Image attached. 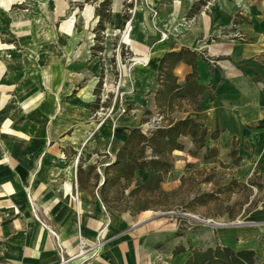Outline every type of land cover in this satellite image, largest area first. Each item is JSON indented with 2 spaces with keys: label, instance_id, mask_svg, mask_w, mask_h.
Masks as SVG:
<instances>
[{
  "label": "crops",
  "instance_id": "1",
  "mask_svg": "<svg viewBox=\"0 0 264 264\" xmlns=\"http://www.w3.org/2000/svg\"><path fill=\"white\" fill-rule=\"evenodd\" d=\"M147 1L151 9L137 8L128 34L130 43H124L134 56L129 78H124L128 82L122 88V101L114 104L118 109L126 107L130 114L118 115L99 140L94 134L88 142L99 143L104 153L106 143L111 142L115 160L130 129L140 126L142 118L158 115L155 96L160 87L157 76L161 57L185 47L197 53L198 83L207 89L199 96L198 110L187 104L186 112L176 110L172 117L190 114L204 123L209 134L219 131L216 138H206L198 150L202 155L215 148L217 158H224L235 149L245 163L240 167L241 177L251 172L264 176V0H206L194 15L188 13L198 0ZM124 22L118 10L112 9L105 28V52L109 36L121 33ZM191 71L190 65L178 62L173 69L177 83L183 84ZM78 75L73 69L66 73L62 68L57 79L59 98L52 99L62 110L52 124L48 122L47 98L39 94V108L33 111L31 99L22 101L16 87L10 90L0 81V264H58L49 230L56 231L70 256L78 251V235L90 247L66 264H152V256L158 254L155 242L166 235L175 236L177 221L171 222L172 215H157L150 209L140 213L154 215L138 214L134 219L110 214L100 201L78 188L77 174L71 176L73 168L76 170L80 158L89 153L81 146L79 124L84 117L80 114L93 104L96 81L92 78L76 93ZM106 76L108 81L114 78L108 70ZM85 126L91 132V122ZM180 141L184 149L172 152L176 160L161 183L164 190L178 186L190 151L196 150L189 135L181 136ZM87 159L89 166L92 163ZM151 172L138 169L134 173L144 181ZM194 231L193 240L186 234L170 245L169 252L179 245L185 249L171 253L173 264H185L193 249L217 244L253 250L257 262L264 264V206L251 210L236 225L215 230L195 225Z\"/></svg>",
  "mask_w": 264,
  "mask_h": 264
},
{
  "label": "rangeland",
  "instance_id": "2",
  "mask_svg": "<svg viewBox=\"0 0 264 264\" xmlns=\"http://www.w3.org/2000/svg\"><path fill=\"white\" fill-rule=\"evenodd\" d=\"M142 6L151 9L147 0H0V81L10 90L16 87L22 101L31 99L33 111L39 108V94L47 98L50 107L48 122L52 124L62 110L57 109L55 101L52 102V99L59 98L57 79L62 68L66 73L73 69L79 74L76 93L96 78L93 104L86 111H81L80 117L84 120L79 124L81 146L89 153L80 158L71 176L75 178L77 169H80L76 177L78 188L100 201L110 214H126L133 219L138 214L154 215L149 211L140 213L144 206H150V211L157 215H172L171 222L173 219L177 221L175 236L166 235L155 242L153 246L158 254L152 256V264H173L171 253L175 248L169 252L170 245L174 244V240L186 237V234L193 240L195 225L214 230L232 223L236 225L251 210L264 206V176L251 172L249 176L241 177L244 174L240 167L245 163L241 159L237 166L234 165L238 157L236 154L228 153L224 158H217L214 154L204 159L202 151H197L189 155V162L184 164L183 180L180 178L174 189L165 190L167 195L144 192L142 188L135 189L130 195L136 183L143 180L134 173L132 182L126 185L125 180H116L114 170L106 168L114 161L112 151L115 149L111 147V142L106 143L107 152L104 153L99 143L95 146L88 140L94 134L99 140L107 127H113L118 115L130 114L126 107L118 109L114 104L115 101H122V88L128 82L124 78H129L134 55L124 43H130V26L134 24L137 8ZM106 9L118 10L120 16L125 21L130 20V23L124 22L121 32L124 37L120 32L109 36V48L105 52L108 36L97 25L99 11ZM139 63L143 64L142 61ZM107 70L114 75L112 81L107 80ZM174 104L179 112L187 110V104L192 106L191 101H175ZM88 119L93 126L91 132L85 126ZM103 121L105 124L101 130ZM145 123L140 126L144 127ZM88 157L92 163L89 166L86 164ZM171 159L176 160L172 154ZM89 169L90 172H87ZM106 177L108 182L102 188ZM161 212L172 213L159 214ZM185 214L209 220L210 224Z\"/></svg>",
  "mask_w": 264,
  "mask_h": 264
},
{
  "label": "trees",
  "instance_id": "3",
  "mask_svg": "<svg viewBox=\"0 0 264 264\" xmlns=\"http://www.w3.org/2000/svg\"><path fill=\"white\" fill-rule=\"evenodd\" d=\"M205 4L206 0L196 1L188 14L194 15L198 13ZM98 16L97 27L100 26L101 31H104L106 22L111 16V10L99 11ZM237 21L236 16L234 23H237ZM180 61L192 67V71L186 75L185 81L181 85L177 83V78L173 73L175 65ZM196 62L197 53L185 47L168 51L161 57L157 76L160 87L156 91L155 96L158 109L156 118H159V120L154 122V127L147 130H143L142 126L131 128L126 140L118 149L115 160L106 166L108 170H114V176L118 182L123 179L126 185L132 182L136 170L147 169L152 171L146 180L136 183V187L129 192L130 195H133L134 190L137 188H142L144 192L167 195L168 193L162 188L161 183L173 167L172 152L184 149L180 137L187 135L191 137L196 150L190 151V153L194 154L204 146L207 137L216 138L219 135L218 130L209 134L204 123L190 114L179 118L172 117V114L176 111L175 101H191V107L196 110L199 109V96L203 94L207 87L198 83L199 77L196 71ZM210 98H213L211 93ZM186 111L182 110L181 112L184 113ZM145 114H150V111H146ZM150 120L149 117H144L141 120V124ZM216 152L215 148H211L204 154V159L210 158ZM230 154L235 155L236 150L231 149ZM239 160L240 157H237L234 164L237 165ZM90 169L87 172H90ZM79 170L77 169V175ZM107 182L108 178L106 177L101 187L104 188ZM148 209H152V207L144 206L140 211ZM184 250L183 246H176L173 254L175 255ZM185 264L259 263L253 250H234L229 246L217 244L204 250L193 249Z\"/></svg>",
  "mask_w": 264,
  "mask_h": 264
},
{
  "label": "built area",
  "instance_id": "4",
  "mask_svg": "<svg viewBox=\"0 0 264 264\" xmlns=\"http://www.w3.org/2000/svg\"><path fill=\"white\" fill-rule=\"evenodd\" d=\"M127 22L130 23V20H127L126 23ZM142 63H146V61H142ZM158 120H159V118L153 117L150 121H148V122H146L144 124L145 125L144 127L142 126L143 130H147L149 128L154 127V122H157ZM49 233L54 238V242H53L54 243V247L57 250V254H58V257H59L58 264H66L73 257L82 255V254L86 253L90 249V247L87 246V243H86L85 238L82 235H78V238H77L78 251H77L76 255L70 256L67 253L66 248H64L62 246V243H61V241H60V239H59L58 234L56 233V231L49 230ZM95 251H96V249L91 253L92 256L95 254Z\"/></svg>",
  "mask_w": 264,
  "mask_h": 264
},
{
  "label": "water",
  "instance_id": "5",
  "mask_svg": "<svg viewBox=\"0 0 264 264\" xmlns=\"http://www.w3.org/2000/svg\"><path fill=\"white\" fill-rule=\"evenodd\" d=\"M170 214V213H172V212H161L160 214ZM185 215H187V216H191L192 218H194V219H197L198 221H200V222H202V223H204V224H210V221L209 220H204V219H200V218H198V217H196V216H193V215H188V214H185ZM232 225H235V224H231V226Z\"/></svg>",
  "mask_w": 264,
  "mask_h": 264
},
{
  "label": "bare ground",
  "instance_id": "6",
  "mask_svg": "<svg viewBox=\"0 0 264 264\" xmlns=\"http://www.w3.org/2000/svg\"><path fill=\"white\" fill-rule=\"evenodd\" d=\"M128 23V22H127ZM126 27V26H125Z\"/></svg>",
  "mask_w": 264,
  "mask_h": 264
}]
</instances>
